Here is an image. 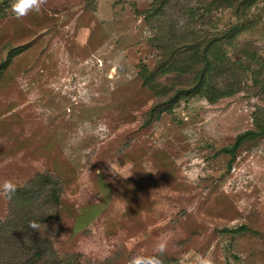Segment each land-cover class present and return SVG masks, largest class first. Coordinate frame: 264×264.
Segmentation results:
<instances>
[{
	"label": "rangeland",
	"instance_id": "1",
	"mask_svg": "<svg viewBox=\"0 0 264 264\" xmlns=\"http://www.w3.org/2000/svg\"><path fill=\"white\" fill-rule=\"evenodd\" d=\"M151 1L46 0L17 19L13 0H0V183L21 188L0 196V264L16 261L18 233L2 229L20 211L40 224L48 264H195L209 254L264 264V134L229 149L264 125V0L242 10L172 0L166 14L176 31L187 26L192 53L228 24L245 28L223 49L232 59L253 51V72L214 102L169 101L143 84L163 60L158 46L180 42L165 16L144 18ZM37 174L43 187L28 183Z\"/></svg>",
	"mask_w": 264,
	"mask_h": 264
},
{
	"label": "trees",
	"instance_id": "2",
	"mask_svg": "<svg viewBox=\"0 0 264 264\" xmlns=\"http://www.w3.org/2000/svg\"><path fill=\"white\" fill-rule=\"evenodd\" d=\"M252 2L253 0H210L208 4L214 5L215 8L225 7L242 10L247 8ZM173 6L175 5L172 4V0H152L150 7L144 11V18L147 20L158 15L165 16L164 23L166 27L164 28L168 30V39L179 36L180 42L176 46L174 42L172 44L163 43L161 46H158L162 54L161 59L163 60L152 71L148 72V76L143 81V84L152 92L157 93L159 97H164L171 92L169 101H173L179 97L200 95L207 101L214 102L233 93L239 86L238 76L242 73L252 74L253 70H251L250 65L255 58L253 51L246 50L242 52V57L232 59L223 49L224 43L227 44L235 40L237 35L245 30L244 26L241 25L242 23L237 21L228 24L215 33L209 34V37L204 36L199 44L193 46L194 50L192 53L190 51V42H186L187 37L190 35V32L185 29L187 26L182 31H176L174 29L176 28L174 20L166 14ZM234 14L235 16L237 15L236 12ZM153 21L156 23V18ZM187 24L189 23L187 22ZM166 50H169V53H166ZM175 51L178 52L176 59L173 57V52ZM165 73L171 75L165 77L166 84L159 82L157 79V77ZM256 75H258V72H256ZM163 104L160 101L157 102L149 110L148 119L151 118L152 113L155 115V113L158 114L163 111ZM263 134L264 125L257 123L255 130L250 129L239 134L233 144L229 146V149L232 152L245 141H252ZM43 179H47V176L37 174L28 183L39 182V185L43 187L46 183ZM54 187L55 184L52 187L50 186V189H54L56 192L57 190ZM16 191L19 194L21 188H18ZM29 194L31 193L27 192L23 194V197ZM30 221H33L32 214L27 211H20L19 213H13L7 225L2 229V232H5L8 236L13 234L12 231L18 233L14 238L18 242L15 246V250L18 252L14 254L16 261L11 256L12 264H19L18 258L21 256L24 258L25 263L48 264V261L44 259L45 254L48 253V248L43 245L42 240L29 227ZM20 223L24 224L21 228H19Z\"/></svg>",
	"mask_w": 264,
	"mask_h": 264
},
{
	"label": "clouds",
	"instance_id": "3",
	"mask_svg": "<svg viewBox=\"0 0 264 264\" xmlns=\"http://www.w3.org/2000/svg\"><path fill=\"white\" fill-rule=\"evenodd\" d=\"M46 3V0H13L11 4V10L17 19L26 17L30 12H41L43 5ZM131 173L123 176L128 177ZM189 179H194L189 177ZM18 185L11 179H5L3 183H0V196L6 198H11V196L17 190ZM29 227L33 230L39 232L40 224L36 221H30ZM46 228V225H45ZM158 250L162 254L164 251V245H158ZM140 264H145L144 259L141 258ZM148 264H163V261L158 256H153L148 258ZM195 264H215L212 256L201 255L196 258Z\"/></svg>",
	"mask_w": 264,
	"mask_h": 264
}]
</instances>
